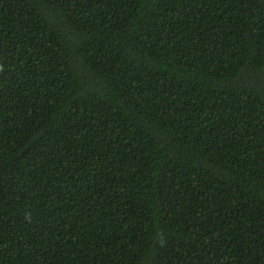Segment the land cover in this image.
Masks as SVG:
<instances>
[{"label":"trees","instance_id":"16d2710c","mask_svg":"<svg viewBox=\"0 0 264 264\" xmlns=\"http://www.w3.org/2000/svg\"><path fill=\"white\" fill-rule=\"evenodd\" d=\"M0 264H264V0H0Z\"/></svg>","mask_w":264,"mask_h":264}]
</instances>
